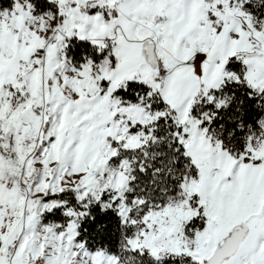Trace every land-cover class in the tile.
I'll use <instances>...</instances> for the list:
<instances>
[{
	"label": "snow or ice",
	"instance_id": "6c2138e0",
	"mask_svg": "<svg viewBox=\"0 0 264 264\" xmlns=\"http://www.w3.org/2000/svg\"><path fill=\"white\" fill-rule=\"evenodd\" d=\"M0 264H264V0H0Z\"/></svg>",
	"mask_w": 264,
	"mask_h": 264
}]
</instances>
